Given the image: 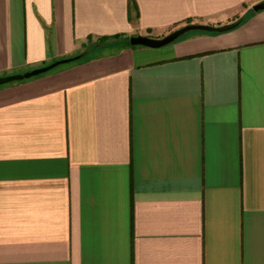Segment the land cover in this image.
<instances>
[{"label": "crops", "instance_id": "crops-1", "mask_svg": "<svg viewBox=\"0 0 264 264\" xmlns=\"http://www.w3.org/2000/svg\"><path fill=\"white\" fill-rule=\"evenodd\" d=\"M77 54L0 85V264H264V0H0V76Z\"/></svg>", "mask_w": 264, "mask_h": 264}, {"label": "water", "instance_id": "water-1", "mask_svg": "<svg viewBox=\"0 0 264 264\" xmlns=\"http://www.w3.org/2000/svg\"><path fill=\"white\" fill-rule=\"evenodd\" d=\"M263 7V3H257L253 5L251 8L252 10H258ZM221 27H215L207 24H200V23H186L184 25H181L168 33L164 34L161 37L154 38V37H149L146 35H131L128 38V43L131 46H145V47H151V48H157L161 47L164 45H167L177 38L181 37L183 34L190 32V31H204V32H217L221 31ZM81 56V54H77L71 57L67 58H62V59H57L54 60L46 65L32 68L30 70L21 72V73H13V74H8V75H2L0 76V85L7 84L10 82L14 81H20L23 79H27L42 73H45L53 68H55L58 65L69 63L71 61H74L78 59Z\"/></svg>", "mask_w": 264, "mask_h": 264}, {"label": "trees", "instance_id": "trees-1", "mask_svg": "<svg viewBox=\"0 0 264 264\" xmlns=\"http://www.w3.org/2000/svg\"><path fill=\"white\" fill-rule=\"evenodd\" d=\"M239 21H240V19H238V21H236L233 24L222 26V30L221 31H225V30H229V29L234 28V26H236Z\"/></svg>", "mask_w": 264, "mask_h": 264}, {"label": "rangeland", "instance_id": "rangeland-1", "mask_svg": "<svg viewBox=\"0 0 264 264\" xmlns=\"http://www.w3.org/2000/svg\"><path fill=\"white\" fill-rule=\"evenodd\" d=\"M89 54H91V53H89Z\"/></svg>", "mask_w": 264, "mask_h": 264}]
</instances>
